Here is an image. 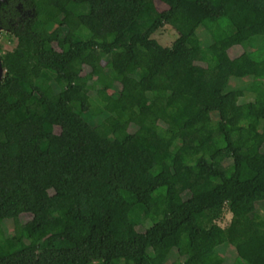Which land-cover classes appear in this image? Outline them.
<instances>
[{"label": "trees", "instance_id": "1", "mask_svg": "<svg viewBox=\"0 0 264 264\" xmlns=\"http://www.w3.org/2000/svg\"><path fill=\"white\" fill-rule=\"evenodd\" d=\"M160 1L10 0L0 264H264V0Z\"/></svg>", "mask_w": 264, "mask_h": 264}, {"label": "rangeland", "instance_id": "2", "mask_svg": "<svg viewBox=\"0 0 264 264\" xmlns=\"http://www.w3.org/2000/svg\"><path fill=\"white\" fill-rule=\"evenodd\" d=\"M156 4H157L159 10H162L163 8L166 7L165 3H163L160 0H156ZM143 20H145V21L148 20V16H144V15L141 16V21H143ZM145 25L147 26V28H149L151 23H148V24L146 23ZM200 34H201V30H199V35ZM152 37L157 39L164 46H171L172 43L179 37V33L171 25L165 24L158 31H156L152 35ZM200 37L202 38L201 35H200ZM202 40L204 41V45H206L208 43V39L207 38L203 37ZM16 44H17V38L14 35H12L10 33L9 34L8 33L7 34L6 33H1V35H0V45L3 46L2 50L10 51V50L15 48ZM238 52L239 51H232L230 56H228L225 53L222 54L221 57H220L222 63L225 64L228 67H231L232 63H231L230 57L238 54ZM152 65H153V62H152ZM116 66H118L117 63H116ZM233 84L238 85V84H240V81L233 80ZM108 109H109V106H108ZM50 112L52 114H54V110L53 109H50ZM217 117H218L217 113H205L202 116L201 120H211V119H215ZM136 121L138 123H141L142 122V118H137ZM94 123L96 125L98 124V122L96 120H94ZM127 149L132 151V152H134V153H136V154H138V151H136L135 142H129V144H127ZM205 149L208 152H213L214 151L213 146H209V145L206 146ZM257 204H258L260 212L263 213L262 215H264V201L263 202H259V203L257 202ZM230 220H231V213L226 209L223 217L218 221V223L221 226H227L229 224ZM24 227H25L26 230L30 229V225L28 223H25ZM17 241H18L17 238H9L8 239L9 245L11 247H14L16 245ZM196 243H197L198 246H202V248H206L207 247V242H206V239L204 237L197 236ZM201 250H203V249H201ZM216 250L217 251H221V253L225 256L227 264H233V262L237 263V264H246L244 261H242L237 256H235V254H233L228 249V247L226 245H222L220 247H217ZM175 258H176V255L175 254H171L170 261L174 260Z\"/></svg>", "mask_w": 264, "mask_h": 264}, {"label": "flooded vegetation", "instance_id": "3", "mask_svg": "<svg viewBox=\"0 0 264 264\" xmlns=\"http://www.w3.org/2000/svg\"><path fill=\"white\" fill-rule=\"evenodd\" d=\"M10 5V0H0V35L1 33H10V28H7L2 23V17L4 16L3 12L6 10L7 7ZM20 7V6H19ZM2 45H0V82L4 79L6 69L2 65V55L6 52L2 50Z\"/></svg>", "mask_w": 264, "mask_h": 264}]
</instances>
